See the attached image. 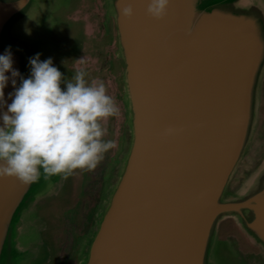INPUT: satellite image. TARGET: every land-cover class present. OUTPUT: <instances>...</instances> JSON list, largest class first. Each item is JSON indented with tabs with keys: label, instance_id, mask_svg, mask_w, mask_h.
Returning <instances> with one entry per match:
<instances>
[{
	"label": "water",
	"instance_id": "water-1",
	"mask_svg": "<svg viewBox=\"0 0 264 264\" xmlns=\"http://www.w3.org/2000/svg\"><path fill=\"white\" fill-rule=\"evenodd\" d=\"M105 1L125 64L126 139L80 264H264V139L251 156L264 0H169L159 20L146 14L148 0ZM65 3L0 0V54L8 47L23 77L29 57L60 51L47 24ZM128 5L126 18L120 10ZM12 91L9 83L5 111ZM62 183L0 179V264L34 257L38 236L28 216ZM227 219L257 254H242L235 237L218 239Z\"/></svg>",
	"mask_w": 264,
	"mask_h": 264
},
{
	"label": "clouds",
	"instance_id": "clouds-1",
	"mask_svg": "<svg viewBox=\"0 0 264 264\" xmlns=\"http://www.w3.org/2000/svg\"><path fill=\"white\" fill-rule=\"evenodd\" d=\"M168 5L169 0H148L146 14L159 20ZM120 14L131 17L133 9L123 6ZM79 61L83 64V58ZM28 66L29 75L23 77L13 68L9 48L0 54V179L14 177L28 185L41 176L62 181L76 170L95 169L115 146L103 138V122L119 115L104 83L86 80L83 68L62 77L51 58L41 60L40 53L28 58ZM9 83L13 91L5 111Z\"/></svg>",
	"mask_w": 264,
	"mask_h": 264
},
{
	"label": "flooded vegetation",
	"instance_id": "flooded-vegetation-1",
	"mask_svg": "<svg viewBox=\"0 0 264 264\" xmlns=\"http://www.w3.org/2000/svg\"><path fill=\"white\" fill-rule=\"evenodd\" d=\"M80 3V1L78 2ZM81 4V3H80ZM84 5V4H83ZM104 0H88L85 3L86 17L74 13V1L55 9L48 21L50 38L60 47V51L51 58L52 64L61 72L62 77L71 78L73 73L84 69L88 81L103 82L106 92L110 95L119 111L116 117H109L103 122L106 129L105 140H113L115 146L109 149L95 169L76 170L63 180L61 188L53 193L44 195L35 201L33 214L28 216L31 229L38 236V250L28 264H80L83 248L87 237L97 223V211L101 205V186L104 182L114 154H118L120 137L124 135L125 115L124 107V61L118 55L117 64L113 55L117 43L114 17L107 12ZM101 11V12H100ZM100 12L101 22H97ZM99 25V26H98ZM72 31V36H63L64 31ZM67 37V38H64ZM112 51V54H111ZM83 58V64L79 59ZM118 58V59H117ZM121 65V66H120ZM108 71L115 73L109 76ZM107 74V76L105 75ZM117 77V78H116ZM258 114L254 141L264 139V72L258 88ZM117 150V152H116ZM115 159V158H114ZM106 190L109 187L106 184ZM234 235H230V234ZM238 234L236 226L231 220L221 223L218 230V239L226 240L229 236L237 238L238 250L242 254H257L258 250L248 240ZM78 252V253H77ZM34 254V252H33Z\"/></svg>",
	"mask_w": 264,
	"mask_h": 264
},
{
	"label": "rangeland",
	"instance_id": "rangeland-1",
	"mask_svg": "<svg viewBox=\"0 0 264 264\" xmlns=\"http://www.w3.org/2000/svg\"><path fill=\"white\" fill-rule=\"evenodd\" d=\"M67 0H64V2H66ZM74 1V5H76L74 8H75V10H72V14H74V13H78L79 14V11L81 10L82 12H80V16H82L83 18L84 17H86V15H87V13H85V3L88 1V0H73ZM80 1V3H78ZM105 1V0H104ZM84 4V5H83ZM81 6H83L82 8H81ZM105 6V5H104ZM81 8V9H80ZM105 8H106V6H105ZM80 9V10H79ZM56 10L54 9L52 12H51V14L53 13V12H55ZM101 12V11H100ZM100 12L98 13V12H96V14H97V22H98V24H100V22H101V17H100ZM50 14V15H51ZM72 17H76L75 16V14L72 16ZM114 22H115V19H114ZM99 26V25H98ZM115 26H116V23H115ZM116 28H117V26H116ZM117 32V31H116ZM64 35H66V36H72V31L71 30H68V31H64V33H63V36ZM64 38H67V37H64ZM114 40L116 41V45H117V47H116V49H115V53H116V56L115 55H113L112 57H113V59H114V63H116L117 64V61H116V57L119 55V53H118V50H120V48H119V40H118V36H117V33H116V36L114 35ZM111 54H112V51H111ZM118 54V55H117ZM121 59H122V57H120ZM118 59V58H117ZM123 60V59H122ZM124 61V60H123ZM124 63V62H123ZM121 66V65H120ZM124 71H125V69H124ZM106 76H107V74H105ZM108 75L109 76H114L115 75V73L114 72H112V71H108ZM117 78V77H116ZM123 81H124V75H123ZM122 118H124V120H125V115H122ZM126 139V137H123V139H122V137H120V140H125ZM254 143L256 144V146L254 145V148H252L251 149V156H252V158L254 157V155H256V154H258L257 152H256V149H255V147H257L258 145H260L262 142H260V143H257L256 141H254ZM120 144H121V141L119 142V146H120ZM116 152H117V150H116ZM118 153V152H117ZM117 154H114L113 155V158H112V162H111V164H110V168L109 169H114L115 168V161H116V158H117ZM115 158V159H114ZM108 173H109V171H108ZM108 173H107V177H106V179L108 180ZM106 184H110L109 182L108 183H106V182H104V185L105 186H101V190H103L102 191V195H101V198H100V201H102V199L104 198V193H105V191H106ZM100 207L101 206H99L98 207V209L100 210ZM230 235H234L233 233L232 234H230ZM224 241V240H223ZM227 255V254H226ZM233 255V254H232ZM228 256V255H227Z\"/></svg>",
	"mask_w": 264,
	"mask_h": 264
},
{
	"label": "snow or ice",
	"instance_id": "snow-or-ice-1",
	"mask_svg": "<svg viewBox=\"0 0 264 264\" xmlns=\"http://www.w3.org/2000/svg\"><path fill=\"white\" fill-rule=\"evenodd\" d=\"M260 213H261V218L264 219V207L261 208Z\"/></svg>",
	"mask_w": 264,
	"mask_h": 264
},
{
	"label": "bare ground",
	"instance_id": "bare-ground-1",
	"mask_svg": "<svg viewBox=\"0 0 264 264\" xmlns=\"http://www.w3.org/2000/svg\"><path fill=\"white\" fill-rule=\"evenodd\" d=\"M221 223L219 224V227H220ZM219 227H218V230H219ZM78 253V252H77Z\"/></svg>",
	"mask_w": 264,
	"mask_h": 264
},
{
	"label": "trees",
	"instance_id": "trees-1",
	"mask_svg": "<svg viewBox=\"0 0 264 264\" xmlns=\"http://www.w3.org/2000/svg\"><path fill=\"white\" fill-rule=\"evenodd\" d=\"M228 220H231V219H228ZM232 221V220H231Z\"/></svg>",
	"mask_w": 264,
	"mask_h": 264
}]
</instances>
